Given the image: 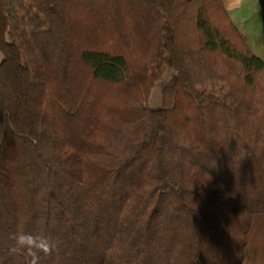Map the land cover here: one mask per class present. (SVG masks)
<instances>
[{"label": "trees", "instance_id": "16d2710c", "mask_svg": "<svg viewBox=\"0 0 264 264\" xmlns=\"http://www.w3.org/2000/svg\"><path fill=\"white\" fill-rule=\"evenodd\" d=\"M0 264H264V60L224 0H0Z\"/></svg>", "mask_w": 264, "mask_h": 264}, {"label": "rangeland", "instance_id": "374dc122", "mask_svg": "<svg viewBox=\"0 0 264 264\" xmlns=\"http://www.w3.org/2000/svg\"><path fill=\"white\" fill-rule=\"evenodd\" d=\"M264 1V0H261ZM258 14L254 15L250 12L247 13L243 12L245 14V19L247 21L246 25L242 23H237L239 21H236V25L239 27L240 31L243 32L247 37L250 42V46L252 51L261 59L264 60V5L258 6ZM250 15V16H249ZM261 17L262 21L260 22V26L258 28H253V24L256 21L257 16ZM242 20V19H241ZM161 93L162 90L159 86L155 87L154 90L152 91V96L148 102V105L151 108H159L161 106ZM161 157H160V166L161 170L165 176V180L169 181L167 174H166V161L163 156L164 150L161 152Z\"/></svg>", "mask_w": 264, "mask_h": 264}, {"label": "crops", "instance_id": "0c3cea01", "mask_svg": "<svg viewBox=\"0 0 264 264\" xmlns=\"http://www.w3.org/2000/svg\"><path fill=\"white\" fill-rule=\"evenodd\" d=\"M224 2L233 21L235 22L237 19L236 21H239L237 23H242L244 25H246L247 21L244 18L245 14H243V12L247 11L248 13L251 11L252 14L256 15L258 14V6H262V4L264 5V1L261 0H224ZM261 21L262 19L258 15L252 29L255 27L258 28Z\"/></svg>", "mask_w": 264, "mask_h": 264}, {"label": "clouds", "instance_id": "9594fccd", "mask_svg": "<svg viewBox=\"0 0 264 264\" xmlns=\"http://www.w3.org/2000/svg\"><path fill=\"white\" fill-rule=\"evenodd\" d=\"M30 237H31V234H21L20 236H18V242L20 243L21 246H26V241ZM53 247H54L53 243L49 240L47 246L41 249V251H43L44 254H48L50 253Z\"/></svg>", "mask_w": 264, "mask_h": 264}]
</instances>
